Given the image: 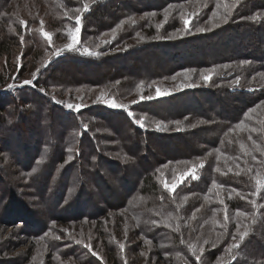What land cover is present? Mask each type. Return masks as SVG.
<instances>
[{"label": "trees", "instance_id": "obj_1", "mask_svg": "<svg viewBox=\"0 0 264 264\" xmlns=\"http://www.w3.org/2000/svg\"><path fill=\"white\" fill-rule=\"evenodd\" d=\"M105 1L109 3L101 13L98 10L91 12L93 4H87L88 10L85 11V2L77 1L78 7L83 4V10L77 16L80 17L82 25L87 21V24L98 32L115 30L117 35L114 42L107 40L102 43L103 46L95 48L98 51L113 49L115 52L100 56L99 52L93 50L92 45L80 39L73 48L65 47L54 53L52 59L43 66H52L55 60L62 59V64L52 73L77 71L81 78L60 79L53 77L49 72L41 80L34 78L29 84L16 88L15 92H1V149L7 155L15 156L20 163L21 170L36 191L37 199L44 206L43 213L51 212L58 218L69 211L73 217H81L84 214L88 218L94 217L93 214L101 213L102 209L87 203V199L81 197L82 182L88 181L90 187L104 198V203L110 198L106 188V183H109L123 193V206L132 215L139 231L152 237L153 232L157 231L155 223L174 212L176 199L182 203L179 195L181 187H174L173 196V193L165 188V184L169 187V178L174 173H178L182 166L185 168L195 158L202 156L201 145H213L217 152L234 160H239L245 154L238 147L243 142L255 155L250 138L252 143H262L264 149V139L260 134L252 136L251 131H245L251 93L239 91L233 96L229 94L233 77L242 74L246 80L252 75L251 69L239 71L236 63L255 59L260 65H264V54L258 51L262 47L260 39L263 38L264 42V22L253 12L264 3L257 5L255 0L244 2V10L253 12L252 17L258 16L253 22L232 23L229 19L215 31L204 30L198 34H192L194 29L190 25H182L184 19L179 14L175 16V29L162 34L170 38L158 41L157 38H152L158 34L154 28L149 34L144 31L140 35V29L145 26L146 20L143 18L139 21L140 16L137 19L135 15L142 11L162 10L169 3L179 2L181 5L186 0H100V3ZM74 5L75 3L70 2V6ZM65 12L70 18L75 14ZM58 21L70 27L77 24L76 18ZM173 31L176 32L168 35V32ZM145 37H149V40ZM89 51L92 54H89ZM203 68L212 69L214 72L207 80L202 77V82H207L205 86L189 87L179 92L138 100L132 102L133 104L123 105L124 107L93 102L76 111L75 108L65 107L63 102L51 96H44L40 91L41 88L52 85L75 89L90 86L104 87L111 92L124 94L117 95L118 97H126L134 94L137 87H141L133 95L132 100L135 101L139 97H147L144 91L149 82H158L179 71ZM98 70L101 72L96 73ZM5 85V81L0 80V87ZM63 91L60 88L54 95ZM86 91L89 92V89ZM223 94L231 97V104L229 102L225 105ZM20 104L24 106V110H18V113L14 114ZM129 112L132 113L131 116ZM49 121L56 122L58 130L55 137L47 132ZM158 122L170 123V126L176 127L196 123V129L194 132L190 129L187 134H180L182 131L179 130L165 134L162 130L150 128L156 127ZM155 149L162 150L165 157L159 158ZM143 152L150 155L154 163L141 160ZM127 159L132 162H127ZM163 160H166L165 164L178 166L167 168L168 170L162 169ZM216 163V160L210 161L209 164L202 163L203 166L198 170L202 179L198 181L193 180V176L187 177L182 185L210 187L215 180L212 170ZM224 164L226 162L223 159ZM226 165L230 169H236L229 163ZM126 172L133 176V183ZM226 173L228 174L223 175V185L228 189L235 185L234 189L241 196L232 194L230 197L229 194V200H224L225 195L223 197V213L229 215L225 225L223 224V255L228 247L231 249L229 259L224 264H264V184L263 190L260 187L253 190L259 172L253 165L241 180L232 178L230 172ZM226 176L237 180V184L232 181L227 184L224 180L228 178ZM217 183H222V180L217 179ZM181 191L183 192V189ZM6 192L4 212L9 211L14 220L21 219L17 223L27 224L31 213L24 209V206L11 201L14 198L19 199L20 196L16 192L12 193L8 187ZM136 202L139 207L134 209L133 204ZM50 204L53 207L49 206ZM237 212L247 215L240 216ZM189 214L190 212H186V217L192 216ZM246 230L248 235L245 239L235 243L239 233ZM185 234L187 235V231ZM234 244H240V247L233 248ZM170 245L174 249L177 248L181 255L189 253L186 245L175 235ZM77 247L80 249L78 245ZM245 248L247 251L244 255L249 256L252 261L242 263L238 261L237 252L243 253ZM212 252L213 250H208L206 254ZM77 256L83 258L81 263L92 264L89 257H84L83 254ZM216 257H212L211 261ZM93 262L98 264L97 259Z\"/></svg>", "mask_w": 264, "mask_h": 264}, {"label": "rangeland", "instance_id": "obj_2", "mask_svg": "<svg viewBox=\"0 0 264 264\" xmlns=\"http://www.w3.org/2000/svg\"><path fill=\"white\" fill-rule=\"evenodd\" d=\"M77 1L81 2V0H0V80H4L6 84L0 87V93L15 92L16 88L19 89L24 84H29L25 81L31 82L34 78H40L41 80L49 72L53 77H59L60 79L81 78L77 71L65 70L63 74H53L52 71L62 64V59L55 60L52 66L46 68L43 66L52 59L54 53L60 52L69 44H73V36L78 42L82 39L92 45L93 50L99 52L100 56H108L115 52L113 49H110V51L95 50V48L98 49L103 46L102 43L107 40L114 42L117 35L115 30L114 32H104V30L98 32L95 28L90 27L87 21H84L85 24L82 25L81 20L79 24L73 27L60 24L59 19H75L81 13L83 4L81 3L78 7L76 5ZM83 1L84 4H93L91 12L98 10L100 13L107 8L109 3L108 1L100 3V0ZM245 1L186 0L181 5L178 4L179 2L169 3L162 10L142 11L135 17L140 16L139 21H142L143 18L146 20L145 26L140 29V35L144 31L149 34L154 28L158 34L153 35L152 38H157L158 41L170 38V36L162 34L175 29V16L179 14L184 19L182 25H186L185 20H187V25L194 29L192 34H198L200 32L198 29L207 32L215 31L227 23L229 19L232 23H236V21L253 22V12L259 16L261 22H264V5L258 6L257 10L249 13L244 10ZM247 1L254 2V0ZM70 2L75 3L74 7L70 6ZM255 2L258 3L257 5H262L264 0H255ZM75 9H80V11L76 12ZM64 10L75 12V14L70 18ZM21 21L26 23L21 24ZM77 28L79 29L78 32L76 31ZM120 28L117 27V29ZM45 31L51 35L50 41L43 36L42 33ZM174 32L176 31L168 32V35L174 34ZM33 36H36V38L34 39ZM148 38L145 37L149 40ZM260 42H262V47L258 51L264 54L263 38L260 39ZM250 61L236 63L235 66L239 67V71L251 69L252 75H249L250 77L246 80L245 75L242 74L233 77L229 94L233 96L239 91L251 93V105H249L250 110L246 113L248 124L245 125V131H251L252 136L260 134L264 139V65H260L255 59ZM42 68L44 69L42 70ZM98 72H101V70L96 71V73ZM212 72L213 70L208 68L179 71L158 82H149L144 91L147 97L142 99L138 96L139 98L135 101L132 100L133 95L141 87H137L135 93L133 92L134 94L131 93L126 97H118L117 95L124 94L111 92L104 87L90 86H81L75 89V87L52 85L45 89L41 88L40 91L44 96L48 95L57 101H61V103L63 102L65 107L72 104L74 106L80 105V108H82L93 102H101L107 105H111V103L126 105L133 104L138 100L149 99L148 97L154 98L172 92H179V90L182 91L189 87L205 86L207 82H202V77H209ZM60 88L64 90L63 93L54 95V92L60 90ZM87 89H89V92L86 91ZM223 99L225 105L231 101V97L225 94H223ZM23 107L20 104L14 114L18 113V110H24ZM158 123H156L158 124L156 127L151 126L150 128L162 130L165 134L174 133L178 130L182 131L180 134H187L190 129L193 132L196 129V123L182 127L170 126V123ZM48 126L47 132L55 137L56 130H58L56 122L49 121ZM249 141L255 148V155L249 151V146L243 144L244 142L237 143L241 152L245 153L239 160H234L223 153L217 152L213 145H201L202 156L195 158L187 167L182 166L178 173H174L169 178L171 185L168 189L173 193V196H175L174 187L179 186L183 189V192L179 189L180 202L182 203L180 204L175 197L174 212L167 214L155 223L157 231L153 232L154 236L152 237L147 234L145 236L139 231L134 224L132 215L123 206V193L116 190L115 186L109 183H106V188L109 190L107 195L110 198L109 201H106L107 203H104V198L94 188L90 187L88 181L83 180L82 182L83 192L81 197L86 198L87 203L102 209L101 213L94 214L89 210L94 217L88 218L85 214L81 217H73L69 211L61 214V216L59 215L58 218L51 212L43 213L44 206L37 199L36 191L21 170L20 163L15 156L4 153L0 143V264H83L80 262L83 258L78 257V254L89 257L92 264L96 259L98 264H224L229 259L230 248L228 247L223 255V224L226 223L225 217H229L228 213H223V197L225 195L224 200H229L232 194H238L239 196L241 194L234 189L235 185L229 189L226 185H223V175L230 172L232 178L241 180L242 176H246L252 166L255 165L259 173L254 181L253 190L257 187L263 190V144L252 143L251 138ZM99 145L101 146V141ZM155 154L159 158L165 157L164 152L160 149H155ZM104 155L107 154L104 153ZM109 156L112 155L109 154ZM223 159L226 164L229 163L236 169H230L226 164L223 165ZM141 160L154 163L153 158L144 152ZM212 160H216L217 163L212 170L215 180L210 187L193 184L182 185L187 177L193 176V169L195 176L198 178L192 179L200 181L202 177L200 178L198 170L201 164H209ZM128 161L129 163L132 162L127 159ZM165 163L166 160H163L161 166L165 170L178 166L177 164ZM127 175L130 182L133 183V176L130 173ZM77 178L80 179V177ZM217 179H221L222 183H217ZM235 179L228 177L224 180L227 184H231V181L237 184ZM257 180L260 181L259 184ZM7 187L11 189L12 193L16 192L20 196L19 199L14 198L11 201L24 206V209L31 213L30 217L26 218L27 224L26 222L25 224L17 223L21 219L14 220L12 215H9V211L4 212ZM249 195L251 196L250 193ZM49 206H52V204ZM138 207V202L133 204L134 209ZM186 212H190L189 215L192 216L190 218L186 217ZM185 231H187V235ZM174 235L186 245L189 251L187 255H181L177 248L171 247L170 243L172 239L174 240ZM205 240H208L209 243L205 244ZM234 242H240V238H236ZM213 244H215V247H212ZM189 245L195 246V254L189 248ZM201 248L204 249V254L200 261H196L195 257L200 255ZM208 250H213L214 253L206 254ZM246 251L247 248L243 253L241 251L237 252L239 262L252 261L248 258L249 256L244 255ZM214 256H217L216 259L211 261Z\"/></svg>", "mask_w": 264, "mask_h": 264}, {"label": "snow or ice", "instance_id": "obj_3", "mask_svg": "<svg viewBox=\"0 0 264 264\" xmlns=\"http://www.w3.org/2000/svg\"><path fill=\"white\" fill-rule=\"evenodd\" d=\"M84 10H85V11L88 10V5H87V4L84 5ZM75 11H76V12H79L80 9H75ZM254 18H258V16L254 17ZM76 22H77V24H79V22H80V17H79V16H76ZM133 22H135V21H133ZM225 22H226V20H225ZM25 23H26V22L21 21V24H25ZM185 24H186V25L188 24V21H187V20H185ZM78 30H79V29L77 28L76 31L78 32ZM198 31H203V29H198ZM42 34H43L44 37L48 38L49 41L51 40V35H50L48 32L45 31V32H43ZM73 41H74V43H78V41L75 39V36H73ZM74 43H73V44H69V45H67V48H69V49L73 48V47H74ZM89 54H92V53L89 51ZM204 79L207 80V79H209V77H204ZM25 83H30V81H25ZM237 83H238V81H237ZM141 98L143 99V97H141ZM148 98L151 99V97H148ZM110 106H112V107H124L123 105H117V104H115V103H111ZM67 107L70 108V109H71V108H75L76 111H79V109H80V105H75V106H74V105H72V104H69V105H67ZM129 115L131 116L132 113L129 112ZM140 124H141V126H143L142 121H140ZM241 147L243 148L244 146L242 145ZM202 166H203V165H201V167H202ZM193 178H198V177H196L195 174H194V169H193ZM257 183L259 184L260 181L257 180ZM165 188H168L167 183L165 184ZM262 207H264V206H262ZM238 215H247V214L244 213V212H238ZM225 218H227V217H225ZM247 235H248L247 232L239 233L240 241L242 242V241L245 239V237H246ZM57 239H59V237H57ZM233 239H235V236L233 237ZM204 243H205V244H208L209 241H208V240H205ZM85 246L87 247V245H85ZM212 247H215V244H213ZM232 247L238 249V248L240 247V244H234ZM189 248H190V249L193 251V253L195 254V252H196V248H195V246H194V245H189ZM229 251H231V249H229ZM203 254H204V249L201 248V249H200V255H196V257H195L196 261H200V260H201V257L203 256Z\"/></svg>", "mask_w": 264, "mask_h": 264}]
</instances>
